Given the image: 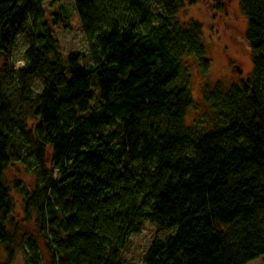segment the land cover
Wrapping results in <instances>:
<instances>
[{
    "label": "trees",
    "instance_id": "trees-1",
    "mask_svg": "<svg viewBox=\"0 0 264 264\" xmlns=\"http://www.w3.org/2000/svg\"><path fill=\"white\" fill-rule=\"evenodd\" d=\"M44 1L0 0V264L18 249L27 264H124L146 220L170 233L144 264L262 257L264 0H239L253 78L231 89L203 81L202 128L186 122L191 75L212 60L203 24L182 13L200 0H75L88 64L80 51L65 56ZM18 202L35 212L47 257L33 240L20 245Z\"/></svg>",
    "mask_w": 264,
    "mask_h": 264
},
{
    "label": "rangeland",
    "instance_id": "rangeland-1",
    "mask_svg": "<svg viewBox=\"0 0 264 264\" xmlns=\"http://www.w3.org/2000/svg\"><path fill=\"white\" fill-rule=\"evenodd\" d=\"M43 4L47 8L50 21L53 23L55 19L57 20L53 24V28L56 30V36L61 42V49L65 56L67 57L71 52L80 51L87 56L83 61L88 64L90 59L88 42L81 27L77 8L74 6L75 0H45ZM61 4H67L72 14L68 15L64 9H58ZM182 13L185 17L198 19L203 24V42L206 45L208 56L212 60L210 70L206 74L200 72L198 67H194L191 75V89H193L196 106L188 110L186 122L189 126L194 125L202 128L206 125V121L209 122L206 117L209 110L203 96V81L210 85L209 88L220 85L224 89H231L235 84L241 85L244 80L253 78V53L246 41L247 21L241 11L239 0H225L224 6L218 9L211 1L200 0L194 6L188 5ZM25 41L23 36L13 49V64L17 68L24 66L23 55L27 47ZM0 59H2V55ZM33 85L35 91L43 89L39 78L35 79ZM10 174L13 178L20 177L25 180L30 178V174L26 172L24 166L11 167ZM17 206L15 217L19 222H22L20 245L22 243L27 245V240H33L46 256L45 238H42L41 227L35 221V212H32V217L29 219V216H25L24 206L20 202ZM144 222L141 231L130 237L129 246L123 253L124 264H144V254L152 242L157 238H164L170 233L159 230L153 222L147 220ZM2 254L5 256L4 259L8 257L3 249ZM12 264H27L22 249H18ZM249 264H264V255L252 260Z\"/></svg>",
    "mask_w": 264,
    "mask_h": 264
},
{
    "label": "water",
    "instance_id": "water-1",
    "mask_svg": "<svg viewBox=\"0 0 264 264\" xmlns=\"http://www.w3.org/2000/svg\"><path fill=\"white\" fill-rule=\"evenodd\" d=\"M0 56H1V54H0Z\"/></svg>",
    "mask_w": 264,
    "mask_h": 264
}]
</instances>
